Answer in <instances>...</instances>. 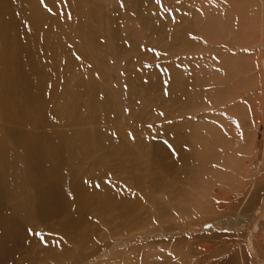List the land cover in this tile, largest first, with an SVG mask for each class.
Returning a JSON list of instances; mask_svg holds the SVG:
<instances>
[{
  "label": "rangeland",
  "instance_id": "1",
  "mask_svg": "<svg viewBox=\"0 0 264 264\" xmlns=\"http://www.w3.org/2000/svg\"><path fill=\"white\" fill-rule=\"evenodd\" d=\"M36 2L47 14L39 26L44 32L52 23L47 10L52 6ZM53 5L60 21L46 41L60 45L61 63L46 89L52 119L40 126L15 116L4 124L10 130L63 133L64 145L78 138L74 147L79 148L69 155L59 149L62 170L57 167L54 175L90 174L101 186L111 182L134 191L143 207L136 204L133 221L127 220L143 228L126 239L115 225L112 238H105L101 210L107 212L109 201L86 194L87 201L99 202L87 210L96 253L76 262L77 250L90 252L76 245L77 229L72 233L77 236L67 238L37 223L28 230L48 235L30 237L33 241L9 263L181 264L176 253L169 254L174 246L201 264H254L247 230L253 224L256 235L264 230V162H259L264 158V0H53ZM28 184L31 193L37 189L35 182ZM255 190L257 198L247 205ZM184 195L189 214L180 213L176 221L188 219L193 226L185 241H174L171 227L157 228L175 223L171 207ZM228 195L238 201L215 215L217 201ZM203 215L208 217L202 220ZM60 246L70 254L61 253ZM60 254L65 257L57 260Z\"/></svg>",
  "mask_w": 264,
  "mask_h": 264
},
{
  "label": "bare ground",
  "instance_id": "2",
  "mask_svg": "<svg viewBox=\"0 0 264 264\" xmlns=\"http://www.w3.org/2000/svg\"><path fill=\"white\" fill-rule=\"evenodd\" d=\"M46 1L52 6V23L46 31L42 32L39 30V26L47 19V14L36 0H0V264H10L9 260H12L18 252L26 249L27 243L33 241L32 239H35L34 237L37 235L30 232L27 227L37 223L42 225L40 228H46L53 232L57 229L61 235L64 234L67 238L78 235L76 245H85L90 249V252L81 254L77 250L76 262L96 253L98 246L94 249L91 247L93 240L90 237V231L92 230L88 227L87 210L90 205L94 203L99 205V202L87 201L86 194H94L102 201H109L107 212L105 213L104 207L101 210L105 220L101 223H104L105 228L103 229L107 231L105 238L107 236L112 238L111 231L117 227H119L118 232L120 233L117 232V234L126 239L138 236L135 233L143 228L142 223L132 224L133 222L127 220H132L131 212L136 204H140V209L143 207L134 191L130 193L126 188L111 182L101 186V181L90 174L87 175L88 178L73 173L58 177V171V175H54L57 167H61L59 149L64 154V148H66V153L69 155L71 149L77 150L79 148L74 147L78 138H71L73 139H69L71 144L64 145L63 141L66 138H64L65 134L63 133L39 134L33 131H20L16 128L10 130L11 126L4 124V121H11V118L15 116L18 122H35V125L40 126L43 125L44 120L48 122L52 119V114L45 104L46 101L48 104L50 99L46 89L50 88L48 84L50 85L56 78L55 76H58L61 49L59 50L60 45L55 47L49 45L46 41V35L59 23L60 19L53 5V0ZM156 149L159 150L158 147ZM259 162L263 163L264 158L260 157ZM183 171L184 168H182L181 173ZM50 174L54 176L51 177ZM29 180L32 183L35 182L34 187H37L32 193L29 190L31 187L28 184ZM97 185L99 186L97 187ZM137 189L141 190V188ZM139 190L138 192H140ZM226 194L228 193L226 192ZM249 196L247 205L252 204V201L258 196V192L255 190ZM220 198H217L219 200H216L215 210H212L215 215L222 211L226 204L232 206L238 199L232 195L221 196ZM187 199L184 195L179 206H176L175 209H172L173 206L171 207L170 216L172 217L173 214L176 216L174 217L175 220L174 218L171 220L170 217V221L175 223L172 222L170 226L157 228L161 231L162 228L171 227L168 234L176 235L174 241L176 238L185 241L184 238L190 235L187 231L192 230L189 226H193L192 221L190 222L188 219L185 222L181 220L182 223L176 221V217L180 213L183 216L189 214L188 208L185 206ZM261 202L260 213L264 214V202L263 200ZM184 203L185 205H183ZM74 213L84 214V216L76 218L72 216ZM153 215L155 214L153 213ZM205 215H203L202 220L209 216L204 217ZM210 218L212 217L210 216ZM176 223H181L178 229L185 231L178 230ZM212 223V226L216 224L215 221ZM111 224L112 226H110ZM174 224L175 226H173ZM75 228L78 231L77 235L72 234ZM254 230V224L247 230L248 233L251 231L249 241H251V250L254 251L251 260L254 264H264V250L260 249L264 246V230L261 234L259 233V236L255 234ZM185 232L187 235H181ZM46 235L48 234H42L44 237ZM51 238H47L49 242ZM199 249L205 251L206 248L199 246ZM67 250L64 249V246L61 247V253H66V256L70 254ZM122 250L123 247H119V261L123 260ZM169 251H171L169 254L171 253L172 256L175 253L179 256L181 264H201L198 258L193 261L188 254L183 253L181 255L174 246ZM94 256L96 257V255ZM63 257H65L63 254L57 255V260ZM176 262L178 261L176 260ZM70 264L78 263L72 262Z\"/></svg>",
  "mask_w": 264,
  "mask_h": 264
},
{
  "label": "snow or ice",
  "instance_id": "3",
  "mask_svg": "<svg viewBox=\"0 0 264 264\" xmlns=\"http://www.w3.org/2000/svg\"><path fill=\"white\" fill-rule=\"evenodd\" d=\"M44 2V0H41V3H43ZM176 2L177 3H180V0H176ZM156 3L157 4H159L160 3V0H156ZM121 6H123V5H121ZM47 7V6H46ZM47 10L49 11V12H51L52 11V9L51 8H47ZM70 18V17H69ZM154 51V50H153ZM150 67V66H149ZM157 67H159V66H157ZM161 71L162 72H167L168 71V69H161ZM164 83H167V81H165ZM165 94L167 95V92H165ZM161 115H163V113H161ZM149 127H151V125H149ZM165 143H167V142H165ZM99 185H97V187H98ZM37 235H42V234H40V233H37Z\"/></svg>",
  "mask_w": 264,
  "mask_h": 264
}]
</instances>
